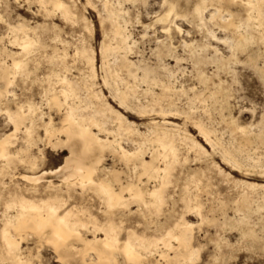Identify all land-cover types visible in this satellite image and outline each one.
I'll return each mask as SVG.
<instances>
[{"label": "snow or ice", "instance_id": "obj_1", "mask_svg": "<svg viewBox=\"0 0 264 264\" xmlns=\"http://www.w3.org/2000/svg\"><path fill=\"white\" fill-rule=\"evenodd\" d=\"M12 7L11 4L5 3V0H0V53H3L0 58V117H3L0 119V159L10 160L8 152L11 150L16 152L19 164L23 165L27 157L25 159L19 157L25 152L31 153L36 147L33 138L43 121L48 119V110L57 104L63 106L64 98L68 96L67 91H64L61 97H57L51 91L54 81H62L67 85V80L63 79L71 66L67 51L71 50L72 44H75L74 59L81 55L91 58L88 43L91 39L92 25L87 19L84 23H80L78 18L81 13L78 8L75 10L74 18L73 6L67 0H14L15 9L23 13L20 16L12 11ZM92 7L91 3L86 5L85 16L90 13ZM104 7L107 8V4ZM259 7L261 56L259 61H256L247 47L237 48L227 38L219 41L223 46V52L219 48L212 47L213 43L218 41V32L227 33L229 27L243 30L245 26L243 9L248 10L247 23L251 26L257 8L253 0H246L243 5L240 0H211V2L210 0H135L130 5L132 15L135 17L133 27L138 29L141 36L137 40L130 35L127 36L126 50H135L142 40L144 53L141 54L144 59L140 61V70L144 73L143 82L149 86L153 105L151 109L139 114L150 116L155 129L166 130L173 116L179 115L185 120L194 121L196 119L194 114L198 111L196 101L207 102L196 95L204 84V77L198 75L200 62L197 60V55L204 53L205 49L208 50L209 57L214 56L218 59L222 55H228L229 63L226 65V71L232 84L233 104L244 99L240 91L243 77L251 75L257 63L264 65V0H260ZM146 13L147 20L144 22ZM56 15H62L66 22L73 24L74 32L63 55L53 53L49 56L44 49L49 46L52 38V18ZM28 16L33 18L26 19L25 17ZM40 18H43V24L36 23ZM103 19L102 13L101 20ZM128 19L129 17L125 16V20ZM77 24L79 27H76ZM95 31L96 40L99 41L101 38L99 28ZM61 32L63 29H57L56 34ZM77 32L83 37V51L75 35ZM60 43L58 38L57 46ZM150 45L151 55H147ZM58 64L62 67L59 72L56 71ZM182 64H187L192 71L189 73L187 69L181 67ZM257 75L260 81L264 82V66L259 68ZM197 80L200 81V85L193 86L196 85ZM120 107L121 109L125 107L123 102ZM240 107L243 108V105ZM65 123H68V120H65ZM21 133L24 134L23 138L20 136ZM43 134L41 132V135ZM69 138L71 139V133ZM21 139L23 144L20 143ZM168 141L169 137L165 131L160 135L159 142L163 145L160 160L166 181L171 179L173 171H178L176 166L183 159L176 147L169 145ZM196 147L201 151L206 149V145L197 144ZM117 150L124 151L119 148ZM261 151L264 152V149ZM144 155L142 149L136 152H124L122 160L127 162L129 167L126 173L119 175L127 176L128 179L117 178L118 187L115 186L117 181L110 176L96 184L95 179L99 177L94 179L92 165L87 169L88 176L82 177V181L76 185L84 189L95 187L105 197L104 204L100 206L103 215L96 221L97 231L103 233L105 238L104 251L100 254L107 252L113 257L109 264H164L163 257L156 259L160 256L159 250H150L149 247L141 246L139 243L142 238L139 233H155L156 248L190 254V261H182L181 264H220L218 259L220 252H227V249H224L223 242L219 238L217 221L219 213L215 208L209 211L203 203L200 195L202 186L187 185L183 198L175 202L168 199L165 191L169 187L167 183L151 191L143 190L144 179L152 175ZM260 162L264 164V156ZM86 163L87 161H84L78 167L81 174L85 172ZM133 165L136 167L133 168ZM153 167H156L155 159ZM240 170L243 171V168L241 167ZM134 171L136 175L132 174ZM221 175H224L223 172ZM233 182L239 187L238 181L229 180V184ZM4 188V197L7 201L4 206L6 210H10L14 203L8 199L11 188L7 183ZM72 195L69 185L68 198L70 199ZM74 202H79L78 196ZM136 205L140 207L136 208ZM61 207L64 205L61 204ZM58 212L59 209L53 206L48 222L36 231L38 240L34 242V251L28 254V259L18 260L16 264H81L79 259L81 249L73 245H77L78 242L86 244V238L78 230L79 225H72L69 214L57 215ZM125 224L128 225L127 228ZM213 228L217 230L215 235L211 234ZM206 229L209 232L208 237L204 235ZM124 232L127 233V239L121 235ZM5 235L7 236V233ZM45 245L54 249V253L47 259L45 256L48 254L44 252ZM16 246L9 244L10 249ZM231 255L235 257L236 253L233 251ZM169 259L170 264H174L171 258ZM93 264H96L95 260ZM224 264L229 262L224 261ZM231 264H250V262L243 261L241 257L239 261L234 259Z\"/></svg>", "mask_w": 264, "mask_h": 264}, {"label": "bare ground", "instance_id": "obj_2", "mask_svg": "<svg viewBox=\"0 0 264 264\" xmlns=\"http://www.w3.org/2000/svg\"><path fill=\"white\" fill-rule=\"evenodd\" d=\"M77 1L78 0H67V2L72 4L73 6L74 18L76 17L75 10L77 9L76 8ZM86 1L87 4L90 3L89 0ZM127 2L134 3L135 0H101V8L98 11V15H97L99 16L100 27L103 33V40L100 45L99 55L101 60V70L104 72L105 75V77L103 78V84H105V86L108 85L111 86V89L110 88L109 89L112 91V95H114V99H117L120 105L123 102L125 108L129 109L131 108L130 107L131 104L135 102L136 109L133 110H137L138 113H140L142 111H147L151 109L153 105L151 104V100H150L151 93L149 90V86L143 82L144 73L140 70L141 60L138 61L137 63L131 61L129 59V56L133 54L135 51L126 50L127 36L129 35L132 36L130 31L128 30V26L130 24V18L127 21L125 20V16L129 14L128 10L124 8V3ZM245 2L246 0H240L241 5H243V3ZM253 2L257 4V8L255 9V15L252 18L251 26L252 28H257L259 30L260 0H253ZM105 4H107V8L104 7ZM121 5H123V7H121ZM243 11L245 13V26L243 30L229 27V31L227 33L221 32L225 35V37L222 39L218 38L217 41L218 43L219 41L227 38L229 41H232L237 48L240 47L248 48V46L252 44L253 40H255L256 37L254 38L248 32L249 25L247 23V16H246L248 10L243 9ZM102 13L104 14L103 20H101ZM237 16H239V12H237ZM60 17L64 19L62 15H60ZM78 19L82 24L87 18L82 14L81 16H79ZM88 23L90 22L88 21ZM237 24H239V19H237ZM104 25H107L108 27L107 30L105 29ZM55 36H58V34ZM105 36H107V39H105ZM56 39H58V37ZM60 41L62 44L60 47L63 48L62 50L59 49L58 48L59 46L57 45L52 46L50 44L48 47H52L54 53H59L63 55L65 49L68 48L66 45H68L69 43H65V41L62 40ZM80 44H81V51H83V42H80ZM44 52L47 53L46 48L44 49ZM72 52L73 55H71V58L73 60L79 61L84 66V73H83L84 81L78 82L77 80H75L76 78H74L72 74L71 77L68 75V73L71 72L72 69L70 66L67 72V76L63 78L67 80V85H65L62 81H55L57 86L56 88L51 89V91L55 93L57 97H61L64 91L68 92V96L64 98L63 106L57 104L56 106L53 107V109H56L57 115L60 114L61 116L60 126L56 127L54 116L49 113H48V119L46 121H43L42 123L43 124L42 127L44 129L43 130L44 140H45L44 149H50L51 151L54 152L55 151L58 152L60 150L67 151L68 155L65 157L64 163L60 167L54 170H43L37 174H32L31 172L29 174L20 175L19 177L20 180L23 183H25L24 188H20L21 186L18 187L17 184L16 185L14 184V186L11 184L12 186H9L11 188V193L8 199H11L12 201H14V203L12 209L6 210L5 208V211L2 215V220H0L2 224L0 227V264H16L18 260L28 259V254H31L34 251V249L29 247H24V244L25 243L28 244L29 242L32 241L35 242L38 240L36 231L37 229L40 228L41 225L48 222L49 218L52 215L51 209L53 208V206L59 209L57 215H59L60 213L69 214L70 219L72 221V225L73 226L79 225L78 230L86 238L87 241L86 244L78 242L77 245H73V247H79L81 249V254L79 255L81 264H93L94 260L96 261V264H109V262L113 259V257L110 256L107 252H104L103 255L100 254L101 252L104 251L103 244L105 238L103 233L97 231L98 225L96 221L98 220V218L92 215L90 212H88V209H81L75 206L69 207L70 206L69 202H71L70 200L73 198V196L70 199L68 198L69 185H71V190H75L76 185L82 181V177L88 176L87 169L89 165H92L94 166L92 168V171L94 173V179L95 177H99V179H95L96 184H99L101 180L110 176L111 179L117 181L115 186L118 187L119 182L117 178H119V180L128 179L119 175L120 173H125V172L123 168L117 167L119 164L129 167L127 162L122 160L124 152H136V151H140L141 149L145 153L144 160L149 165V171L152 173L151 177H146L147 179H144L145 181H143V185H144L143 190L151 191L153 190V188L160 187L164 183L168 184L170 179L167 181L165 180V172L161 170L163 168V165L161 164V160H160V152L161 149L163 148V145L159 142L160 135H162L165 131L167 132V135L169 137V141H168L169 145H174L178 153L180 152L179 147L182 145L185 146V148L188 151L193 152L195 158H199L201 156L207 155L206 150L201 151L199 148L196 147V145L199 143L194 140V137H191L187 133L186 129L183 130L182 126L180 127V125L176 124L175 122H172L173 120H178V118L175 116L171 117L169 121V127L166 130L155 129L152 126V121H151V123L148 126L147 134L139 133V131L134 129L135 124L132 123V121L131 122L128 121L122 113L114 110L110 106V104L106 101L105 97L101 92L98 91L96 92L95 90L96 65H95L94 52L91 51L90 59L83 55H81V57L79 58L74 59L76 55L75 44ZM68 55L69 54L67 52V56ZM2 56L3 53H0V58H2ZM198 59L197 60L200 62V66L208 63L201 61L200 60L201 58ZM204 60L206 59L204 58ZM228 63H229V59L223 56H221L215 61V65L217 69H221V70L224 68L226 69V65ZM206 81L207 80L204 79V82ZM142 86L145 87L146 89L142 90L141 89ZM205 86H207V84ZM211 94L213 95V93ZM196 95L200 97V94L198 95L197 93ZM142 96L149 98L150 101L147 102L146 104L145 101L144 103H141L140 98ZM202 98L204 99V97ZM214 98L219 99V101L221 99L223 102H226L229 96H227L226 92L224 91L215 95ZM199 101L201 102V100ZM223 102L222 104H224ZM205 104L203 105V107L209 109L210 107H207ZM225 104L227 105V103ZM65 120H68V123H65ZM194 124L195 123L193 122V125ZM197 125H199V127H197ZM197 125L195 127L198 128L199 135L203 139L205 144L209 145L212 148V150H218V152L222 157L223 162L226 165L230 166L232 169L241 167V165L239 164L240 159H238L239 161H237L236 158L234 157V155L238 152H236L233 155V151L226 149V147L223 144L215 143L214 141H212L211 134L213 133V131L207 128L208 126L205 127V125H203V123H201L200 120L198 121ZM258 126H260L261 129L264 130V115L261 117V121L259 122ZM181 130H183V133L181 132ZM201 132H203V134H201ZM234 132L235 134H241L244 137L246 143H252L253 133H251L252 131L249 128L241 127L236 123ZM69 133H71V139L69 138ZM260 134H262V132ZM20 136L21 138H23L24 134L21 133ZM240 139L243 140V138ZM38 140L41 141L42 139H38ZM33 141L34 143H36L37 146L36 136L33 138ZM20 142L21 144H23V139H21ZM125 142H127V144H129L132 148L130 149L126 148L124 146L126 145ZM118 148L123 149L124 151H118L117 150ZM249 148L250 146L248 147V150ZM33 150H36V147L31 150V153L25 152L23 155L19 157V159H25V157H27V159L25 160V164L23 165L27 166L28 169H30L31 171L35 172V170L37 169L39 170L38 166L42 161H44L45 156L43 149L37 148V152H34ZM241 151H243V149ZM169 153H171V147H169ZM106 154H110L114 156L118 165L114 166L111 169L105 168L104 162H105ZM8 155L11 157L10 160L0 159L1 171H3V169L5 168L11 167L10 166L11 163L15 161L18 162L16 152L10 150L8 152ZM154 159H155L156 167H153ZM186 159L187 158L183 159V161H185ZM260 160L261 159L258 158L256 159V161L254 160L252 161L255 164L259 165ZM84 161H87V163L84 164L85 172L81 174L78 171V167ZM135 167L136 166L133 165V168ZM4 174H2V176ZM24 177H28V179H24ZM54 178L61 179V181L55 183ZM13 181L16 182V180L14 179H12L10 182L13 183ZM185 181L188 182V180ZM152 183H154V185H152ZM5 184L6 183H3V181L2 182L0 181L1 197H4ZM42 184H45L44 194H47L45 197L41 196L40 193V188H41L40 186ZM196 186H199V184H197ZM244 186L248 187L249 190L252 189L255 191L260 190L263 193L262 199L264 202V184L258 185L252 183H245ZM77 190L81 191V193L79 194L83 197L85 193L89 194L88 192L91 190L93 194H95L98 197L100 204H104L105 201L104 195L100 191H98L95 187L90 186L89 189L78 188ZM247 192H245L242 195V200L246 204H248L252 200V196L249 195ZM6 202L7 201H5V204ZM61 204H63L64 207H61ZM136 206H138V208L140 207L139 205ZM222 208H224V206ZM239 221H241V219H239ZM5 233H7V236L5 235ZM139 235L142 237L139 241L141 246H147L149 247L150 250H159L160 256L156 257V259H160L161 257H163L164 264H170L169 258H171V262H174V264H181L182 261H190L191 259L190 254H185L179 251H169L168 249L156 248L154 233H153V237L152 236L149 237L150 235L147 236L145 234H139ZM124 239H127V233ZM10 243L15 244L17 246L10 249L9 248ZM45 247H47V245H45ZM48 249L52 254L54 253V249H50V248ZM165 252H167V255H165ZM84 253H86V255Z\"/></svg>", "mask_w": 264, "mask_h": 264}, {"label": "rangeland", "instance_id": "obj_3", "mask_svg": "<svg viewBox=\"0 0 264 264\" xmlns=\"http://www.w3.org/2000/svg\"><path fill=\"white\" fill-rule=\"evenodd\" d=\"M89 1L93 5V8L90 10V13L87 16L84 15V12H85L84 8L87 5L86 0H78L76 2V8L79 9L81 15L83 14V16H85L90 22V24H92L93 26L92 33H91V39L89 40V43H88V48H90L91 51L94 52V57H95V65H96L95 88L96 89L95 88L94 89L96 90V92L98 91L103 94L106 101L110 104V106L114 110L122 113L128 121L130 122L132 121V123L135 124L134 129L139 131V133L147 134L148 126L152 121L151 117L140 115L137 110H133V109H136L135 102L132 103L133 105L131 104L130 106L131 108L128 109L124 107L125 111H124V108L122 110L121 107L119 106L120 104L118 100L114 99V95H112V91L110 90L111 86L110 85L105 86V84H103V78L105 77V75H104V72L101 70V60H100V55H99L100 45L103 40V33L100 27L99 16H97L98 11L101 8V0H89ZM5 3L11 4L13 6L12 11L15 12L17 16L23 15L22 12H19L15 9L14 0H5ZM131 4L132 2L124 3V8H126L129 12L128 15L130 18V24L128 26V30L132 34L133 39L137 40L141 36V33L138 31V29L133 27V22L135 20V17L132 15V9L130 8ZM25 18L30 20L33 17L28 16ZM143 20L144 22H146L147 13L145 14ZM36 23L43 24V18H40L39 20H37ZM76 27H79V24H77ZM97 28H99L100 37H101L99 41L96 40L95 30ZM107 28L108 27H105L106 30ZM251 28L252 26L248 27V32L254 38L255 37L256 38L255 40H253V42L255 43L252 42V44L248 46V49L250 50V55L253 57V59L256 61H259V58L261 56V47L259 43L260 29L258 30L257 28H252V29ZM57 29H63V32L59 33L58 36H55L57 35L56 34ZM52 32H53V35H52L51 40L49 41V45L50 44L52 46L57 45L55 43L57 41L56 39L57 37L59 38V40L65 41V43H69L71 41V37L74 32L73 24L66 22L64 19L60 17V15H56L55 17L52 18ZM75 35L77 36L79 42H83V37L81 36V33L77 32L75 33ZM223 35L224 34L221 32L217 33V36L219 39L224 38L225 35L224 36ZM256 35H259V36H256ZM188 42L191 43V41H188ZM61 45L62 44L60 43L58 45L59 46L58 48L62 50L63 48L60 47ZM66 46L68 47L69 44ZM73 47H74V44L71 45V50L67 51L69 54L68 55L69 62L72 68L71 72H69L68 75L71 77V74H72V76L76 78L75 80H77L78 82L80 81L83 82L84 81L83 80L84 66L79 61L73 60L71 58V55H73V52H72ZM212 47L219 48L220 51L223 52V46L220 45L218 42L213 43ZM46 51L49 56H51L54 53L52 47H47ZM134 51L135 52L129 56V59L131 61L137 63L138 61L144 59V56L141 54V53H144V45H143L142 40L137 44V47ZM207 51L208 50L205 49L204 53H200L198 55L199 57L197 56V59L201 58L200 59L201 61L208 62L207 64L205 65L203 64L202 66L199 67L198 75L203 76L204 79L207 81L204 82V84L199 88L200 91L198 90L197 93L198 95L200 94V97L201 96L204 97L203 100H206L207 102L206 104L205 102L203 103L207 107H210V108L209 109L207 108L208 109L207 110L206 108L203 107L204 104L202 103V101L200 102L199 100H197L198 102L196 101L197 103L196 108L198 109V111L194 114L196 117L194 121L190 122L188 120H185L183 116H175L178 118V120H173L172 122H175L176 124L180 125V127L182 126V129L183 130L186 129L187 133L191 137H194V140L196 142H198L201 146H204L206 144L203 141V139L200 137L198 128L195 127L198 121L200 120L201 123L205 125V127L208 126L207 128L213 131V133L211 134L212 141H214L215 143L223 144L226 147V149L233 151V155L236 152H238L234 155V157L236 158L237 161H239L238 159H240L239 164L243 168V171L240 170L241 167L232 169L230 166L226 165L223 162L222 157L220 153L218 152V150H212V148L209 145H206V149H205L207 152V155L201 156L199 158H195L193 152L188 151L185 148V146L181 145L179 147L180 149L179 153L183 159L187 158L185 160L186 163L182 159V162H180V164L176 166L178 168V171H173L171 173V179L168 183L169 187L166 188L165 191L168 194V199L175 202L177 199L183 198L184 191L187 185L192 184L196 186L197 184H199V186H202L200 195L202 197L203 203L205 204V206L208 208L209 211H212L213 208H215V210L219 213L217 217V221L219 223L218 231L220 233L219 238L223 242L224 249H227V252H224V251L220 252V255L218 257L220 264H224V261H228L229 264H231V262L234 259L239 261L241 257H243V261L250 262V264H264V202L262 199L263 193L260 190H256V191L253 189L249 190L248 187L244 186L245 183H252V184H258V185L264 184V164H261L260 162L261 160L259 161V165L255 164L252 161V160L256 161V159L258 158L261 159L262 156H264V152L261 151V149H264V143H263L264 142V134H263L264 130L261 129L260 126H258L259 122L261 121V117L264 115V111H262V109H264V82H261L257 75V72L259 70L258 68L264 65L257 63L252 71V74L243 77L242 87L240 91L243 93L244 99L237 101L236 104L234 105L233 104L234 94L232 92V84L230 81V77L228 76V73L225 68L222 70L217 69L215 65V61L217 60V58H213L214 56L209 57L207 55ZM147 55H151V45L148 47ZM222 56L228 58V55H222ZM41 58H43V54H41ZM204 58L206 60H204ZM57 66H58L56 69L57 72L61 71L62 70L61 65L58 64ZM181 67L184 69H187L189 73L192 71V69L189 68L187 64H182ZM221 73H223V75H221ZM181 76L183 77V72L181 73ZM213 76H216L215 79L212 78ZM209 78L212 79L213 81L210 80ZM54 83L55 81L53 82V84ZM199 83L200 81L197 80L195 86L199 85ZM53 84H52L51 89L56 88L57 86L56 83L54 85ZM206 84L207 86H205ZM222 86L225 90L222 88ZM141 89L143 90L146 88L142 86ZM224 91L226 92L227 96H229V98L227 99L228 102L227 101L223 102L221 99L219 101V99L214 98L215 95L221 92H224ZM211 93H213V95ZM140 101L141 103H144L145 101V104H146L150 100L149 98L142 96L140 98ZM222 102L224 104H222ZM225 103H227V105ZM240 105H243V108H241ZM48 113L54 116L56 127H59L61 123L60 114L57 115L56 109H53V108L48 110ZM2 118L3 117H0V119ZM184 122H185V125H184ZM193 122L195 123L194 125H193ZM236 123L240 125L241 127L249 128L252 131L251 132L253 133L252 143H246L244 137L241 134H235L234 128L236 126ZM42 126L40 127L41 129L39 128L37 129L38 131L36 133V141L38 139H42V140L37 141L36 150H33L34 152H37V148H41L44 150L43 152H44L45 159L39 164L38 166L39 170L37 169L38 171L35 170V172L31 171L30 169H28L27 166L19 165L18 164L19 162L15 161L10 164L11 167L5 168L3 169V171L0 170V181L1 182L3 181V183H7V184L9 183V186H12V185L14 186V184L15 185L17 184L18 187L21 186L20 188H24L25 183H23L20 180L19 178L20 175L29 174L31 172L32 174H37L43 170H54L60 167L64 163V159L68 155L67 151L60 150L58 152L56 151L54 152V151H51L50 149H44L45 140H44V134L41 135V132L44 133L43 131L44 129ZM183 130H181L182 133H183ZM261 132L262 134H260ZM257 134H258V137H257ZM240 138H243V140ZM232 140H234L235 142ZM125 144L126 145L124 146L126 148H129V149L132 148L129 144H127V142H125ZM249 146L250 148L248 150ZM242 149L243 151H241ZM104 165H105V168L111 169L114 166H117L118 164L114 156L110 154H106ZM117 167L123 168L125 173L128 171V167L124 165L119 164ZM219 171L223 172L224 175L222 176ZM6 173L8 176L6 175ZM2 174L4 175L2 176ZM132 174L136 175L135 171ZM123 177L128 178L127 176H123ZM186 178H189V179H186ZM12 179L16 180V182L13 181V183H11L10 181ZM185 180H188V182ZM229 180L238 181L239 187H237V184L235 182L229 184ZM54 181L55 183H58V181H61V179L54 178ZM44 185L45 184H42L40 186L41 187L40 193H41V196L43 197L47 195V194H44L45 193ZM152 185H154V183H152ZM77 189L78 188L75 187V190H72L73 198L70 200L71 202H69L70 204L69 207L75 206L81 209H88V212L96 216L99 220L100 218L99 216L103 214L101 212V207H100L102 204H100L98 197L95 194H93L91 190L88 192L89 194L85 193L86 196L84 194V197H83L79 194L81 193V191ZM245 192H247L249 195L252 196V200L250 201L251 203L249 202L248 204H246L243 202L242 195ZM90 194L93 196H91ZM77 196L79 197V202L75 203L74 201H76ZM95 197L97 200L95 199ZM5 201H6L5 197L0 196V212H1L0 220H2V215L5 211V206H4ZM223 206L224 208H222ZM136 207L138 208V206ZM239 219H241V221H239ZM1 225L2 224L0 221V227ZM126 225L127 224H125V228L128 227V225L127 226ZM216 231L217 230L213 228V231L211 234L215 235ZM139 234H145L147 236L150 235L149 237L151 236L153 237V233L151 234L139 233ZM197 234L199 235V232ZM204 235L205 237L209 236V232L207 231V229L205 230ZM122 236L125 237L126 232L122 233ZM24 247H29V248L34 249L35 243L33 241L29 242L28 244L25 243ZM233 251L236 253L235 257L231 255V252ZM44 252L48 254L45 256V259L49 258V256L52 255V253L49 251L47 247L44 248Z\"/></svg>", "mask_w": 264, "mask_h": 264}]
</instances>
